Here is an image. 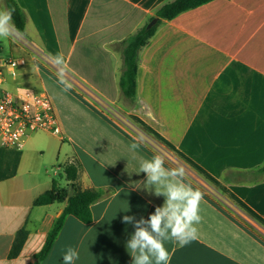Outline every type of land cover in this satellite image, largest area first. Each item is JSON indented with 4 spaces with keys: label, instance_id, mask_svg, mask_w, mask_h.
<instances>
[{
    "label": "crops",
    "instance_id": "obj_1",
    "mask_svg": "<svg viewBox=\"0 0 264 264\" xmlns=\"http://www.w3.org/2000/svg\"><path fill=\"white\" fill-rule=\"evenodd\" d=\"M172 1L16 0L25 32L0 39V60L27 64L0 82V100L7 90L46 92L61 134L39 131L22 150L0 149V264L35 262L64 205L34 201L54 181L68 185V163L80 166L82 190L104 195L91 223L66 218L41 264H63L69 246L79 252L75 264H133L126 243L136 221L165 202L139 173V158L155 155L167 169L183 168V182L203 193L197 238L183 247L166 242L175 248L170 264H264V175H239L264 165V0H213L164 21L140 52L132 103L119 85L122 44ZM62 79L71 84L66 92ZM124 215L133 221L123 223ZM22 229L28 239L10 260Z\"/></svg>",
    "mask_w": 264,
    "mask_h": 264
},
{
    "label": "clouds",
    "instance_id": "obj_2",
    "mask_svg": "<svg viewBox=\"0 0 264 264\" xmlns=\"http://www.w3.org/2000/svg\"><path fill=\"white\" fill-rule=\"evenodd\" d=\"M14 9L0 10V39H15L19 30L13 22ZM57 65H63V56L54 58ZM64 91L71 88L67 80H61ZM139 143H132L129 151L132 158L137 159L136 150ZM165 159L155 155L152 159L139 158V173H146V186H155V195H163L165 202L155 208V212L145 220L143 217L136 221L135 232L127 241L126 247L133 259V264H170L172 252L165 247L166 242H175L183 247L197 238L198 229L195 227L201 221L199 205L203 193L183 182V168L167 169ZM128 210V209H127ZM132 216L124 215L122 222L133 221ZM148 225L149 227H142ZM63 264H75L79 259L76 248L69 246L63 253Z\"/></svg>",
    "mask_w": 264,
    "mask_h": 264
},
{
    "label": "trees",
    "instance_id": "obj_3",
    "mask_svg": "<svg viewBox=\"0 0 264 264\" xmlns=\"http://www.w3.org/2000/svg\"><path fill=\"white\" fill-rule=\"evenodd\" d=\"M7 9H14L13 22L20 33L25 32L27 16L19 7L16 0H4ZM213 0H174L162 6L153 19H158L157 23L148 28V24L139 29L134 35L126 39L122 44L123 66L120 76V90L122 96L132 103L137 99V74L139 69L140 52L147 46L149 41L156 34L157 29L164 21H171L180 14L199 6L207 4ZM151 19L150 22L153 20ZM80 166L77 163H68L63 168V175L68 185L62 188L57 181L53 182L51 190L45 192L34 201V206H48L55 203L64 205L63 213L56 220L53 228L48 233L46 242L39 253L35 255L33 264H41L51 252L53 245L58 238L68 216L76 218L84 224H89L93 220L91 207L100 201L104 195L101 190L89 189L82 190L79 186ZM250 181H257L264 175V165L258 169L239 173ZM73 191L74 195L69 196ZM241 211L248 215L252 220L263 225L255 216L248 212L244 207L235 204ZM264 226V225H263ZM29 233L25 229L20 230L13 242L9 253V259L13 260L19 257L23 247L28 239Z\"/></svg>",
    "mask_w": 264,
    "mask_h": 264
},
{
    "label": "built area",
    "instance_id": "obj_4",
    "mask_svg": "<svg viewBox=\"0 0 264 264\" xmlns=\"http://www.w3.org/2000/svg\"><path fill=\"white\" fill-rule=\"evenodd\" d=\"M24 57H4L0 60V82L8 76L16 78L24 67ZM8 70V74L4 70ZM45 131L60 135L61 126L54 103L44 91H5L0 100V149L22 150L31 135Z\"/></svg>",
    "mask_w": 264,
    "mask_h": 264
},
{
    "label": "water",
    "instance_id": "obj_5",
    "mask_svg": "<svg viewBox=\"0 0 264 264\" xmlns=\"http://www.w3.org/2000/svg\"><path fill=\"white\" fill-rule=\"evenodd\" d=\"M158 19H153L149 24H148V28L153 27L156 23H157ZM74 195L73 191L70 192L69 196L72 197Z\"/></svg>",
    "mask_w": 264,
    "mask_h": 264
},
{
    "label": "rangeland",
    "instance_id": "obj_6",
    "mask_svg": "<svg viewBox=\"0 0 264 264\" xmlns=\"http://www.w3.org/2000/svg\"><path fill=\"white\" fill-rule=\"evenodd\" d=\"M56 179L60 180L61 178L59 176L55 177Z\"/></svg>",
    "mask_w": 264,
    "mask_h": 264
}]
</instances>
